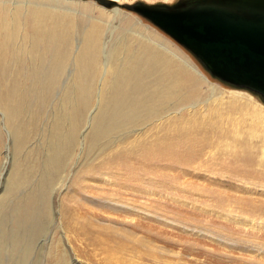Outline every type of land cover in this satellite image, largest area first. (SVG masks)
<instances>
[{
    "label": "rangeland",
    "instance_id": "374dc122",
    "mask_svg": "<svg viewBox=\"0 0 264 264\" xmlns=\"http://www.w3.org/2000/svg\"><path fill=\"white\" fill-rule=\"evenodd\" d=\"M58 1L41 3L77 24L71 57L90 23L101 21L106 38L140 39L139 19L186 53L215 90L192 87L182 102L92 132L96 95L76 122L71 114L82 105L72 60L58 67L53 50H5L1 87L16 86L24 105L19 123L0 105V264H264L262 99L214 77L133 10L121 7L120 22L94 9L113 8L103 0ZM20 2L3 0L1 10L12 14Z\"/></svg>",
    "mask_w": 264,
    "mask_h": 264
},
{
    "label": "bare ground",
    "instance_id": "6f19581e",
    "mask_svg": "<svg viewBox=\"0 0 264 264\" xmlns=\"http://www.w3.org/2000/svg\"><path fill=\"white\" fill-rule=\"evenodd\" d=\"M23 1L24 3L20 2L22 4L14 8L12 14H7L5 9L1 10L3 0H0V63L2 53L9 50L10 47L12 50L19 49L22 51L53 50V60L58 67H62L63 63L72 60L71 63L74 65L73 79L76 86V89H72L76 94H72H74V98L80 100L82 105L77 104L73 107L71 114H73V119L75 118L76 122L82 116L84 106L88 105L96 95L99 110L94 117L97 128L92 132L102 129L106 124L111 125L110 121L112 122L114 119H117L119 123L125 122L128 117H124V115L128 113L129 117L130 115L135 117L148 116L160 108H165L168 103L182 102L184 96L191 97L188 91L192 87L198 90L203 84H206L211 90H215L208 77L186 53L158 31L148 29L151 27L145 26L139 19H136L135 23L138 24V27L143 26L145 28V35L143 33L138 35L142 40L127 38L129 36L124 37L125 35L115 37L111 33L106 38L103 37L101 25H98L101 21L96 20L99 22L98 24L90 23L84 29L78 49L71 57V50L74 49L73 36L75 33H79L77 24L70 18L68 21L63 13L61 14L63 9L59 6L56 10H50L44 8L41 0ZM59 1L60 5L63 3L72 7L75 4H80V6L85 7V5L75 1ZM101 2L105 6H112L113 8L104 10L94 7V9L107 17L114 14L112 17L118 16L119 18L116 19L120 22L127 19L123 16L121 7L135 11L133 9L134 4H118L119 0H103ZM139 2L143 3L142 1ZM68 9L70 8L68 7ZM28 60H32L31 56L28 57ZM99 72L97 92L94 87V79ZM11 79L16 80L15 77ZM15 87L3 89L0 81V105L4 106L8 115L11 111L14 112L13 116L9 115L10 120L15 117L17 120L22 118V111L20 110L22 107H19L22 100L14 99L13 90ZM199 90L201 91V88ZM258 96L264 102L263 98ZM247 102L251 104V102ZM74 104L76 105L75 102ZM21 105H24L23 102ZM262 106L261 104L260 108L264 112ZM262 111L257 110L258 113L255 116L264 117ZM6 112L3 113L6 114ZM91 119L93 120V115ZM19 122L20 120L17 121V123ZM71 124L73 123L71 122ZM72 132L74 133V131Z\"/></svg>",
    "mask_w": 264,
    "mask_h": 264
},
{
    "label": "water",
    "instance_id": "95a60500",
    "mask_svg": "<svg viewBox=\"0 0 264 264\" xmlns=\"http://www.w3.org/2000/svg\"><path fill=\"white\" fill-rule=\"evenodd\" d=\"M133 9L189 49L214 77L264 100V0L138 2Z\"/></svg>",
    "mask_w": 264,
    "mask_h": 264
}]
</instances>
